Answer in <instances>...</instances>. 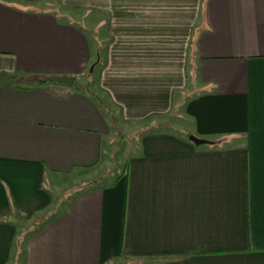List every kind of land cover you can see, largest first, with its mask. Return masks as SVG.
I'll list each match as a JSON object with an SVG mask.
<instances>
[{
	"label": "crops",
	"instance_id": "obj_1",
	"mask_svg": "<svg viewBox=\"0 0 264 264\" xmlns=\"http://www.w3.org/2000/svg\"><path fill=\"white\" fill-rule=\"evenodd\" d=\"M50 1L0 0V264H264V0Z\"/></svg>",
	"mask_w": 264,
	"mask_h": 264
},
{
	"label": "rangeland",
	"instance_id": "obj_2",
	"mask_svg": "<svg viewBox=\"0 0 264 264\" xmlns=\"http://www.w3.org/2000/svg\"><path fill=\"white\" fill-rule=\"evenodd\" d=\"M52 4H55V0H51L50 1ZM81 27H83L84 29H87L86 27H85V25H82ZM91 36V35H90ZM91 39H92V41H91V44H92V54H93V56H95L96 57V46H98V53H99V55H100V58H99V60H98V64L92 69V71H91V73H94V72H96L100 67H101V65H102V61H103V55L104 54H102L104 51H105V48H106V43L107 42H105V41H100V42H98V45H96V42H95V40L92 38V37H90ZM96 45V46H95ZM83 80L84 79H82V82H83ZM91 81V79H90V77H88V82H87V85L88 86H90V82ZM87 85H79L78 84V86H80L81 88H84L85 86H87ZM89 89H90V87H89ZM163 124H167V126H168V128L170 129L171 128V126H172V124H173V121H172V119L171 118H165V119H160V118H153V119H150V120H148V121H145L144 123H142V124H140L139 126H136V127H134L132 130H133V133L131 132V129H115V130H113L112 131V136H111V146H112V151L108 154V156L110 157V158H112V166H110V168H108L107 169V172H110V173H114V172H119V170H120V168L119 167H117L116 165H117V159L116 158H113L116 154H119V153H122L123 155H125V153H124V150H126V148H128V146L129 145H131V144H134L135 143V141H136V137H137V135H139L140 133H141V131L143 130V128H153V127H156V126H158V125H163ZM142 127V129H140ZM225 142V141H224ZM115 165V166H114ZM104 180H99V178L98 179H93L92 180V182L91 183H87L86 184V186H83V187H81V188H77L78 186H76L75 188H74V186L75 185H72L71 187H72V190H71V192L70 193H68V194H72L73 192L75 193L76 192V190L78 189V191L80 192V193H82V192H84L85 190H87V189H89V188H91L92 186H94V184H96V183H99V185H101L102 183H104L106 180H108L109 179V176H105L104 178H103ZM92 184V185H91ZM89 185V186H88ZM66 197V196H65ZM65 197H63V199H61V197H60V201H63L64 200V198ZM57 202H59L58 200H57ZM54 212H56V213H54V214H56V215H58L59 214V210H57L56 209V211H54ZM44 218H46V217H44ZM40 220V221H39ZM39 220H36L35 222H34V225L32 226H28V227H26V226H22V230H23V235H22V237H26L27 235H28V231L29 230H31V231H33L34 229H36V228H38L40 225H41V223L45 220V219H39ZM32 228V229H31ZM130 262L131 261H128V260H120V261H115V262H112V263H109V264H130Z\"/></svg>",
	"mask_w": 264,
	"mask_h": 264
},
{
	"label": "trees",
	"instance_id": "obj_3",
	"mask_svg": "<svg viewBox=\"0 0 264 264\" xmlns=\"http://www.w3.org/2000/svg\"><path fill=\"white\" fill-rule=\"evenodd\" d=\"M97 55H98V58H97V60H96V63L94 64V67L98 64V60H99V58H100L99 53H98ZM103 62H104V60H103ZM94 67H93V68H94ZM40 83L45 84V83H52V82H50V81L47 80V79H43V80H41ZM70 86H74V87H76V89H83L84 92H85L90 98H92V99L96 102V104H97V105H98V106L104 111L105 115L111 117L112 124L115 123V121H116L115 116H112V115H110V114L107 112V107H106V104H105L104 100H101L100 97H98L97 95L93 94V93L90 91V89H89L90 86L87 85V86H85L84 88H81L80 86H77V85L75 86V82H73ZM188 136H189V134H186V135H185L186 139L188 138ZM216 143H218V142H207L208 145H214V144H216Z\"/></svg>",
	"mask_w": 264,
	"mask_h": 264
},
{
	"label": "water",
	"instance_id": "obj_4",
	"mask_svg": "<svg viewBox=\"0 0 264 264\" xmlns=\"http://www.w3.org/2000/svg\"><path fill=\"white\" fill-rule=\"evenodd\" d=\"M49 81L53 83H60V84H66V85H70L73 82V80L69 78H52V79H49ZM188 140L195 146H201V145L207 144L206 140L196 138L192 135L188 136Z\"/></svg>",
	"mask_w": 264,
	"mask_h": 264
}]
</instances>
